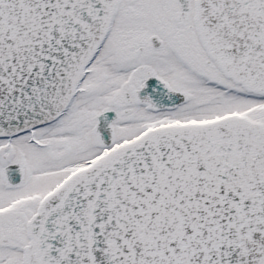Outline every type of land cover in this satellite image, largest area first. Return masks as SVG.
I'll list each match as a JSON object with an SVG mask.
<instances>
[{
	"label": "snow or ice",
	"instance_id": "obj_1",
	"mask_svg": "<svg viewBox=\"0 0 264 264\" xmlns=\"http://www.w3.org/2000/svg\"><path fill=\"white\" fill-rule=\"evenodd\" d=\"M0 264H264V0H0Z\"/></svg>",
	"mask_w": 264,
	"mask_h": 264
}]
</instances>
